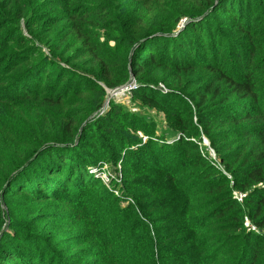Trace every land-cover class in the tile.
Instances as JSON below:
<instances>
[{
  "label": "trees",
  "instance_id": "16d2710c",
  "mask_svg": "<svg viewBox=\"0 0 264 264\" xmlns=\"http://www.w3.org/2000/svg\"><path fill=\"white\" fill-rule=\"evenodd\" d=\"M0 264H264V0H0Z\"/></svg>",
  "mask_w": 264,
  "mask_h": 264
},
{
  "label": "rangeland",
  "instance_id": "374dc122",
  "mask_svg": "<svg viewBox=\"0 0 264 264\" xmlns=\"http://www.w3.org/2000/svg\"><path fill=\"white\" fill-rule=\"evenodd\" d=\"M130 79H133V77L130 76L126 83H124L121 86L116 87L115 89L108 91L107 98H106L105 105H104L105 107L108 105L109 101L112 100L113 102H115L117 104H121L124 107L128 108L133 113L139 112L138 106L133 101V95H132L133 89H131V90L126 89V84L129 82ZM150 115L161 120L162 125H163L164 115L162 113H158L156 115V113L154 111H151ZM138 135L142 138L143 141H144V139H146L141 133H138ZM94 169H96L97 173H99V175H101V178H104L105 180L107 179L105 172H104L105 165L100 167L99 169H97V168H94Z\"/></svg>",
  "mask_w": 264,
  "mask_h": 264
},
{
  "label": "built area",
  "instance_id": "2783aa9c",
  "mask_svg": "<svg viewBox=\"0 0 264 264\" xmlns=\"http://www.w3.org/2000/svg\"><path fill=\"white\" fill-rule=\"evenodd\" d=\"M137 87V83L135 81V79H130L129 82L126 84V89H135ZM160 89L161 90H164L163 86L162 85H159ZM165 91V90H164ZM202 145L206 147V151L208 153V156L211 158V159H215V153L214 151L210 148L208 142L203 139L202 141ZM92 174H94L96 177H100L101 178V175H99V173H97V170L96 169H90V171ZM107 179L105 180L104 178H101L103 180L104 183L108 184L110 182V180L113 178L110 173H105ZM115 194L117 192H114ZM234 198H236L239 202L242 201L243 197H244V194L240 193V192H234Z\"/></svg>",
  "mask_w": 264,
  "mask_h": 264
},
{
  "label": "water",
  "instance_id": "95a60500",
  "mask_svg": "<svg viewBox=\"0 0 264 264\" xmlns=\"http://www.w3.org/2000/svg\"><path fill=\"white\" fill-rule=\"evenodd\" d=\"M131 76V75H130Z\"/></svg>",
  "mask_w": 264,
  "mask_h": 264
}]
</instances>
